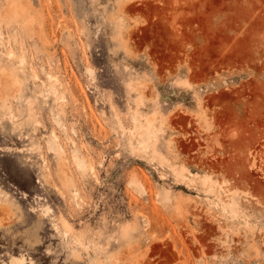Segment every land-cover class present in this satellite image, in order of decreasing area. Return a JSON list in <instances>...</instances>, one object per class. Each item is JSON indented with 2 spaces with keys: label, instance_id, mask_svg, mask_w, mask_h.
I'll use <instances>...</instances> for the list:
<instances>
[{
  "label": "rangeland",
  "instance_id": "rangeland-1",
  "mask_svg": "<svg viewBox=\"0 0 264 264\" xmlns=\"http://www.w3.org/2000/svg\"><path fill=\"white\" fill-rule=\"evenodd\" d=\"M14 257L264 264V0H0Z\"/></svg>",
  "mask_w": 264,
  "mask_h": 264
},
{
  "label": "bare ground",
  "instance_id": "bare-ground-1",
  "mask_svg": "<svg viewBox=\"0 0 264 264\" xmlns=\"http://www.w3.org/2000/svg\"><path fill=\"white\" fill-rule=\"evenodd\" d=\"M26 259H25V257H14L13 259H12V262H11V264H27L26 263ZM30 263V262H29ZM28 263V264H29ZM30 264H32V262L30 263Z\"/></svg>",
  "mask_w": 264,
  "mask_h": 264
}]
</instances>
